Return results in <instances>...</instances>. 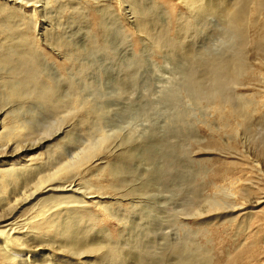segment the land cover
Returning <instances> with one entry per match:
<instances>
[{
	"label": "rangeland",
	"instance_id": "rangeland-1",
	"mask_svg": "<svg viewBox=\"0 0 264 264\" xmlns=\"http://www.w3.org/2000/svg\"><path fill=\"white\" fill-rule=\"evenodd\" d=\"M2 1L5 0H0L1 3ZM25 1H36V6L24 7ZM84 1H88L87 4L82 1L77 5H82L81 9L68 5L62 9L57 4L59 2L47 7L44 6L45 0H20L14 4L21 14L30 11L33 13L31 27L36 28V32L32 31L35 35L48 26L47 28L65 39L70 48H77L78 61L86 66L80 76L82 78H75L78 84L75 94L79 100L95 108L84 117L82 108L71 110L67 106V109H63L64 106L54 111L36 100L25 101V104L16 107L14 114L23 120L30 116L27 110L32 111V118L37 121L35 124L34 119L32 120L35 124L34 135L42 136L43 126L49 127L48 132L51 133L60 125H66V133L50 136L38 148L17 151L18 155L5 152L0 161L30 162L33 165L40 163L44 172H51L78 146L89 141L98 142L99 131L105 130L109 139L103 144L107 145L106 150L100 152L102 164L98 166L93 160H89L80 167L72 181L67 179L63 184L52 182L50 185L55 187V184L72 183L75 185L74 189H79H75L77 192L87 191L85 181L97 187L105 186L103 191L108 197L100 200L102 202L99 208L93 209L99 219L94 224L88 223L91 227L85 240L102 239L113 242L124 252L125 264H135L137 257L148 260L149 264H173L175 261L178 264L177 257L188 252L205 255L208 257V264H264V91L256 76L257 71L264 68L259 61L260 55L252 49L256 28L252 27V32L249 27L250 41L246 46V57L254 68V74L246 75L241 79L243 84L234 86L237 93L252 100V111L255 112H251L254 118L251 117L250 120L254 121L248 127L250 130H247V127L244 128L241 124L239 126L237 122L225 126L218 119L215 106H211L214 102L205 93L202 95L201 92L194 91L188 77L199 75V78L195 76L201 83L202 78H206L203 83L210 85L204 86L206 90L212 84V88H216L215 82L212 83L208 75L204 77L205 73L200 78V72L203 73L207 58L209 60L212 55H223L225 49L228 51L232 46L231 41L236 39L234 34H229L230 30L225 32V16L217 8L218 5L206 8L207 11L199 9L193 14L194 11H188L181 0H132L145 9L147 18L151 19L148 20L151 21L153 32L164 38L175 33V21L179 14V22L183 19L190 21L188 29L179 28L176 30L179 35H173H182L181 38H176L182 44L162 46L164 43L168 44L164 39L166 42L159 47L152 44V40L140 39L134 26L135 17L130 9L131 0ZM197 13L200 15L197 16ZM98 15L104 25L97 32L95 22ZM261 16L259 20L263 21L264 16ZM26 18H16L22 29H26L29 24ZM41 19L45 20L42 27ZM261 23L264 25V22ZM91 38L95 39V44H104L106 47L93 48L89 45ZM36 44L49 56L45 62L49 77L57 79L60 75L64 76L68 64H65L62 56L45 45L42 35L36 37ZM175 47L177 48L174 49ZM202 65L203 68L200 67ZM42 77L45 78L44 75ZM61 84L62 96H70V91ZM0 88L2 92L4 87ZM63 92L66 94L63 95ZM7 102L11 105V101ZM12 103L15 104L14 101ZM3 109L7 111L8 108ZM98 115L102 123L98 121ZM8 117L6 115L3 119L7 120ZM51 137L55 138L50 139ZM54 143L61 144V155H56L55 148L49 147ZM122 150L131 154V161L129 160L127 169L122 174L127 181L125 186L147 185L144 190L133 191V195L128 197L122 196L119 191L108 189L110 179L105 168L103 171L95 170V167L107 166ZM27 158L29 161H25ZM161 165L162 176L170 173L174 180L162 183L157 178L156 170ZM22 187L18 186L12 191L8 187L4 191L0 188V199H12L14 194L18 197L19 192L24 190ZM58 192L68 195L72 190ZM211 201L221 206L206 209ZM104 204L110 206L109 213L101 206ZM38 205L36 200L26 203L13 211V216L9 214L12 206H0V228L5 227L6 222L34 217ZM247 214L251 215L248 222L244 217ZM24 228H15L13 234ZM34 244L28 248L38 249L40 244L45 245L48 248L43 251L45 255L57 243L46 239L40 244ZM65 249L59 248L54 252L70 255ZM86 256H79L82 264L93 263L94 256Z\"/></svg>",
	"mask_w": 264,
	"mask_h": 264
},
{
	"label": "bare ground",
	"instance_id": "bare-ground-1",
	"mask_svg": "<svg viewBox=\"0 0 264 264\" xmlns=\"http://www.w3.org/2000/svg\"><path fill=\"white\" fill-rule=\"evenodd\" d=\"M8 1H11V3L9 4ZM78 1L79 0H77V2L72 0H45L44 6L51 7V5L55 2H59L57 4L58 6L60 4L62 9L66 7L65 5L71 6L75 9H81L82 5H77L82 1L83 4H87L88 2L84 0L79 2ZM181 1L183 3V6H185L188 11H194L193 14H195V12L202 8H204L203 11H207L206 8L213 7L215 5H218L217 8L219 7L220 11L223 12L225 16V21L223 20V23L226 24V26H224L223 24V27H226L225 32H227V30H230L231 32L229 31V34H234L233 36L236 39L231 41L229 37V42L231 41L230 46H232L229 49L227 48L228 51L225 49V53L222 55V50L220 52V56L215 54L219 57H213L214 55H212V57H210L211 59L208 60L207 58L208 61L205 60V63H207L205 67L204 63H202L204 65L200 66L201 68L204 67L203 73L200 72V78L205 73L206 75L204 77L208 75L211 78L212 83L215 82L214 85L216 86V88H212V83V89L209 88L210 85L203 83L204 79L206 78H202L201 83L200 79H197L199 78V75L195 74L196 76H198L196 78L194 73L192 74L195 77L192 75H188V77L190 79V84L192 85L191 88H193L194 91L201 92L202 95H204L205 93L208 98H210L209 100H211V102H214V105H212L211 103V106H215L218 119H220L225 126H231L234 122H237L238 125L241 124L244 126V128L247 127L246 129L248 130L251 127L250 123L252 124V122L254 121L250 120L252 117L251 112L252 114L253 112H255L252 111L254 108L251 105L252 100L250 101V99L247 98L246 95L244 96L243 94L237 93L234 89V86L239 83L243 84V82H241V79H243V77H245L246 75H251L253 73L254 68L246 57V52L248 51H246V46L250 41L248 33V30H250L249 27H251V30L252 27L256 28L255 35L252 40V49H254V51L260 55L259 61L261 66L264 68V25L261 23L264 22V20H259L261 15L264 16V0H217V2L212 0ZM18 2H20V0H5L4 2L2 1V3L0 2V87H4V90L2 91L4 93L2 94V92H0V116L3 115V113V117H5L6 115L9 116L7 120L5 118L3 119V117L0 118V155L2 156L5 152H9L10 155H12L20 149H24L27 145V148L34 147V145L46 140L50 136L56 135L57 133H66V125H60L51 133L48 132L49 127L43 126L41 128L42 136L34 135L35 124L37 121L35 122V119L32 118L34 117L31 114L32 111L27 110L30 116L23 120L19 119L14 114L16 111V107L21 106L25 101L36 100L39 103L44 104V106L46 104L47 106H49V109H54V111H58L61 109V107L64 106L65 108L63 109H67V106L71 110L72 108H82V116L85 115L84 117L87 116V112H92L95 108L93 106H90L88 103L79 100V97H77V94H75L78 87L76 81L77 79L75 78H78V80L82 78H80V76L85 70L84 66H86L84 63L78 61L77 48L73 46V48H70L68 46V42L61 36H59V34L54 33V31H52L50 28H47L48 26L44 27V29L39 32V34L37 33L35 35V33L33 32H36V28L32 29L31 27L33 21V18L31 17L32 12L30 11L27 14H21L19 9L14 6V4ZM130 2H132V0ZM40 4L37 5L40 6ZM94 4L98 5L97 2H95ZM23 6H31L32 8H34L36 6V1L32 3L25 1L23 3ZM130 9L134 14V26L136 27L140 39L142 38L143 40H152V44L156 46H159L160 44L162 45L164 42H166L164 41V39L167 40L168 44L164 43L162 46H176V44H182L180 43L181 40L176 39L179 37L181 38L182 36L181 35L176 37L177 35H179V33H176V30L179 28L183 30L188 29L190 27V21L188 19H183L179 22L181 14L176 17L175 21L176 27L175 33H173V35H177H170V37L164 38L163 35H159L153 32L150 25L151 21H149L151 19L150 17L147 18L145 9L140 4L134 1L130 3ZM198 15L200 14L197 13V16ZM100 17L98 15V19L95 22V29L97 32L100 31L104 25ZM16 18H20V20L21 18H26L27 22H29L26 29H22L21 24H18ZM44 19H41V27L45 22ZM222 19L220 21H222ZM34 25L36 26L37 24ZM252 32H250V34ZM229 34L227 36H229ZM39 35L43 36V42L45 43V45L48 46L50 50L54 49L55 52L61 55L65 60V64H68V66L65 68L66 73L64 76L60 75L56 79L51 76L49 77V75L47 74L48 71L46 72L45 70V62H47L49 56H47L45 52L41 51L36 44V37ZM30 36L32 37L30 38ZM234 41L235 43L232 44V42ZM96 44L95 39L91 38L89 41V45L93 46V48L103 47L104 49L106 47L104 44ZM177 46L178 48H180L179 45ZM176 48L177 47H175L174 49ZM190 52L192 51L190 50ZM67 62H69L70 64ZM62 65L64 64L62 63ZM71 71L73 72L71 73ZM71 74H73L74 76H71ZM42 75H44L45 78L42 77ZM253 76L254 75H252V77ZM256 76L258 81L260 82L259 84L263 87L262 90L264 91V69L258 70ZM61 83L66 86L68 91H70V96L68 95V97L64 98V96H67L64 95L66 94L64 92V96H62V92H60L62 88L60 89L59 85ZM206 85L209 86L207 87V90L205 89L206 87H204ZM0 89L2 90V88ZM195 95L197 97L198 93ZM203 97L204 99H206L205 96ZM7 101H11V105H8ZM12 101H14L15 104L12 103ZM5 107L8 108L7 111L3 109ZM69 109L67 111H69ZM33 119L35 124L32 121ZM97 119L98 121H100L99 115ZM100 122L102 123V121ZM97 124H95V127ZM231 128H233V126ZM104 132L105 130H103V132H101V130L99 131L100 134L99 136L97 135L99 138V140H97L98 142L95 141L96 143H92L89 141L82 146H78L71 155L67 154L68 156L66 155L67 157L65 156V158L63 156L64 160H61V163H58L55 169L51 172H44V170L41 169L40 163L33 165L30 162L18 161L14 163L0 161V188H2L3 190L4 188L8 187L9 190L11 189L10 191L15 190V188H17L18 186H23L22 188H24L22 192H19L18 197L15 194L11 196L12 199H9L8 197H2L0 199V206H12V211H10V213L8 212L12 215L14 214L13 211H17L18 207L24 204L26 205V203L29 204V202L36 200L39 204L37 206V211L35 210V212L37 213L34 215V217H31L29 219L25 218L16 222L12 221L11 223L6 222L5 227H3L2 229L0 228V264H82L79 256L86 255L94 256L92 260L93 263L91 264H125L123 257L124 252L113 242L105 241L102 239L95 241L88 239L85 240L86 234L91 227V225L88 223L94 224L97 219H99L98 216L94 213L93 209L99 208L100 202H102L100 200L104 199V197H108L103 191L105 189V186L97 187L93 183L85 181L84 184H86L87 186H85L87 191L80 192L76 191L79 189L75 188V190L73 188L75 185L72 183H70L69 185L64 184L58 186H56L55 184V187H50V185L54 181L57 182V184H63L67 179H69L68 181H72V179H75L80 167L89 160H93V162H95V165L102 164L100 162H102L103 157H101L100 152L106 150L107 145L103 144H105L106 141L108 142V135ZM60 145L61 144L59 143H54L49 147H54L56 155L57 153L58 155H61L62 147H60ZM65 152L66 151H64V154ZM130 159L131 154L126 150H122L118 154H116L114 159L109 162L107 166L95 167V170L97 169V171H103V168H105L110 179V186L108 187V189L119 191V193H122V196L125 197L133 195V191L144 190L145 186H147L146 183L141 184L138 187L125 186L127 181L122 174L127 169ZM27 160L29 161L28 158L25 159V161ZM162 168L163 166L161 165L156 170V172L158 173L157 178L160 179L162 183L168 181L169 179L174 180L173 175L170 173L162 176ZM45 186H48L47 190H42L45 188ZM67 189L72 190V193L68 195H62L63 193L58 192V190L64 191ZM91 189H93L94 191H92ZM33 194L37 195L33 196ZM43 194L44 196H41ZM101 206L103 207L105 212L109 213L110 206L108 204H104ZM220 206L221 205L219 203L211 201L208 202L206 209L216 208ZM1 217L2 216H0V220H2ZM244 217L248 222V219L251 218V215L247 214V216L244 215ZM22 227L24 228L23 230H16L17 233L13 234L15 228L20 229ZM46 239H50L57 244H55L56 247L53 246L51 248V251H49L47 254L44 253L45 255H43V251L47 250L48 248L40 243L42 241H45ZM38 242L40 244L38 249H32L30 247L28 248V246L34 243L36 244ZM59 248H66L67 251L65 252H69L70 255L66 256L64 254L62 255L54 252V250ZM173 254L176 255L175 252ZM181 254H179V256ZM207 258L205 257V255H200L198 253L193 254L191 252H188L187 254L181 255L179 258L177 257V262L178 264H208ZM147 261L142 257H137L135 260V264H149ZM232 262L233 261H231V263ZM161 264L167 263L163 262ZM173 264H176V261Z\"/></svg>",
	"mask_w": 264,
	"mask_h": 264
},
{
	"label": "snow or ice",
	"instance_id": "snow-or-ice-1",
	"mask_svg": "<svg viewBox=\"0 0 264 264\" xmlns=\"http://www.w3.org/2000/svg\"><path fill=\"white\" fill-rule=\"evenodd\" d=\"M125 127H127V126H125ZM60 133H57V135H59ZM55 137H51L50 139H54ZM43 143H45V141H41L40 143H38L37 145H35L34 147L35 148H38V147H40ZM27 150H31V149H28L27 147H25L24 149H20L19 151H27ZM19 154V152H17V153H15L14 155H18ZM4 157L2 156V155H0V160H2ZM55 182V181H54ZM47 188H48V186H45V188L44 189H42V190H47ZM35 195H37V194H33V196H35ZM30 199H31V197H30Z\"/></svg>",
	"mask_w": 264,
	"mask_h": 264
}]
</instances>
